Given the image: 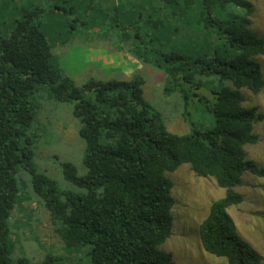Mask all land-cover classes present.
Wrapping results in <instances>:
<instances>
[{"label": "trees", "instance_id": "16d2710c", "mask_svg": "<svg viewBox=\"0 0 264 264\" xmlns=\"http://www.w3.org/2000/svg\"><path fill=\"white\" fill-rule=\"evenodd\" d=\"M258 1L0 0V264H64L53 255L39 262L12 257L17 167L30 175L53 234L68 248L89 246L92 264H172L164 248L173 231L169 175L182 165L224 191L197 228L202 250L227 264H261L228 212L244 200L238 189L246 175L264 178V167L245 153L256 143L258 117L243 91L257 96L264 88V39L253 27ZM57 12L71 16V29L86 26L83 19L99 21L92 17L99 14L100 26H109L128 53L163 71L164 93L181 95L186 120L196 102L211 127L169 133L144 99L140 76L76 86L52 65L41 29L43 16ZM44 87L55 101L74 103L84 142L86 173L61 165L68 189L33 164L32 96Z\"/></svg>", "mask_w": 264, "mask_h": 264}, {"label": "rangeland", "instance_id": "374dc122", "mask_svg": "<svg viewBox=\"0 0 264 264\" xmlns=\"http://www.w3.org/2000/svg\"><path fill=\"white\" fill-rule=\"evenodd\" d=\"M92 17L99 21L83 19L86 26L71 29L72 18L68 14L57 12L43 16L41 29L49 42L54 67L78 87L88 80L118 81L140 76L144 99L161 113L169 133L188 134L193 124L204 129L211 127L210 114L204 105L196 102L191 103L186 120L181 95L164 93L163 71L141 63L128 53L127 46L117 40L113 31H108L109 26L106 29L100 26L99 14L94 13ZM253 27L264 39V0L256 4ZM261 63L264 77V57ZM243 94L246 106L255 108L258 117L253 131L257 140L246 148V157L264 167V88L257 96L247 91ZM32 101L38 108L29 128L35 169L54 180L61 189H68L70 185L62 173L63 163H71L80 176L86 173L84 142L78 134L79 122L72 115L74 103L55 101L46 87L39 89ZM15 178L18 195L8 220L14 245L12 257L39 262L46 255H53L62 258L64 264H92L87 255L89 246L68 248L53 234L43 202L32 190L30 175L17 167ZM248 178L251 177L246 175L244 186L238 189L244 195L243 202L228 212L240 237L261 256L264 264V178L252 181ZM169 179L173 183V231L164 248L172 264H227L225 259L205 253L197 239V228L210 204L223 197L224 191L212 179L195 176L188 165L179 167Z\"/></svg>", "mask_w": 264, "mask_h": 264}]
</instances>
